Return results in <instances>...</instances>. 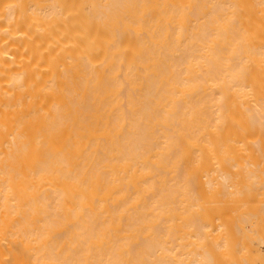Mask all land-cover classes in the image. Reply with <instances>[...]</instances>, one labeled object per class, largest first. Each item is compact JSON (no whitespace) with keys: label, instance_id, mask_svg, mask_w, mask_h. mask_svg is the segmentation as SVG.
I'll return each mask as SVG.
<instances>
[{"label":"bare ground","instance_id":"obj_1","mask_svg":"<svg viewBox=\"0 0 264 264\" xmlns=\"http://www.w3.org/2000/svg\"><path fill=\"white\" fill-rule=\"evenodd\" d=\"M0 264H264V0H0Z\"/></svg>","mask_w":264,"mask_h":264}]
</instances>
